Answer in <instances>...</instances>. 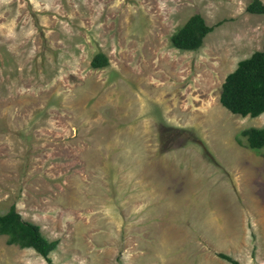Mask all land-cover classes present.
I'll return each mask as SVG.
<instances>
[{
    "label": "rangeland",
    "instance_id": "rangeland-1",
    "mask_svg": "<svg viewBox=\"0 0 264 264\" xmlns=\"http://www.w3.org/2000/svg\"><path fill=\"white\" fill-rule=\"evenodd\" d=\"M251 1L0 0V213L59 240L0 235V264H264V148L237 141L264 113L219 102L263 45ZM193 14L221 24L173 47Z\"/></svg>",
    "mask_w": 264,
    "mask_h": 264
},
{
    "label": "trees",
    "instance_id": "trees-1",
    "mask_svg": "<svg viewBox=\"0 0 264 264\" xmlns=\"http://www.w3.org/2000/svg\"><path fill=\"white\" fill-rule=\"evenodd\" d=\"M245 10L252 14H264V3L252 0ZM220 24L221 21L209 26L200 14H193L172 33L171 45L180 50H196L201 47L204 37ZM107 64L108 59L103 53L95 54L90 62L93 68L104 67ZM219 102L232 114L242 117H257L264 113V35L262 48L239 60L235 68L226 74L221 84ZM164 131L168 134L169 131L182 130L165 126ZM237 141L249 149H263L264 126L241 130ZM0 235L6 236L8 245L33 249L47 261H50L48 255L59 243L58 239H47L39 225L22 219L14 204L5 213H0ZM218 256L231 264H242L224 253H219Z\"/></svg>",
    "mask_w": 264,
    "mask_h": 264
}]
</instances>
